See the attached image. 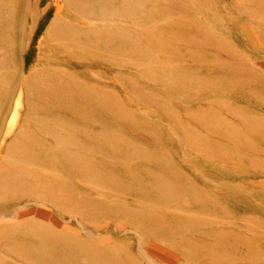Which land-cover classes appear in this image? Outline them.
<instances>
[{"label":"bare ground","instance_id":"6f19581e","mask_svg":"<svg viewBox=\"0 0 264 264\" xmlns=\"http://www.w3.org/2000/svg\"><path fill=\"white\" fill-rule=\"evenodd\" d=\"M106 1L110 4L104 5ZM171 1V17L161 21L159 32H165L176 43L142 26V22L163 16L164 13L157 11L154 14L142 9L140 0H0V128L6 124L0 141V167L12 173L19 170L18 164L10 165L4 158L8 154L13 155L8 153L12 151L13 145L21 143L20 146H13L14 152L19 153L21 163H28L26 168L32 178L39 176L42 179L46 190L42 194L26 192L16 197L24 205L0 211V225L17 226L5 240V236L0 235V251L12 261L0 259V264H178V261L180 264L182 260H189L191 264H211L213 261L221 264L223 258L214 253L220 249V244L226 249H238L245 242L244 236L217 232L216 228L195 232L201 225L198 215L220 214L223 207L227 206L225 202L240 207L244 212L251 211L250 214H242V217L259 215L257 207L246 193L252 185L264 186V173L240 171L236 177L243 181H234L225 191L226 194H223L222 189L214 188L220 195V200L215 201L204 190H199L198 185L204 180L182 169L178 159L164 149L168 145L173 148L170 137L164 141V147L156 145L153 152L140 148L135 142L124 143L122 139L121 143L128 147L125 145L120 153L113 156L116 161L121 159L125 162L132 158L138 163L134 168L123 169L130 183L126 187L133 198L143 195L159 204L169 200L176 204L177 197L186 195L190 208L193 207L198 215L188 208L182 210L177 206H165L153 211L124 203L99 202L91 196L79 198L67 191L60 175L53 173V170L60 172L61 169H69L78 175L77 179L81 183L88 186H91L90 179L107 181L112 186L122 184L105 167L101 168L102 159L93 154V145L99 143L98 136L104 133L98 131L97 134L95 131L94 135L92 126L100 122L97 120L102 118V109L123 103L120 95L126 91L127 82L142 92L144 98H140L141 101L162 110L159 102L149 99L133 79L127 78L124 73L127 64L136 68L140 66L141 70L144 65H151L157 77L172 78L175 86L185 95L186 92L180 86H187V82L191 84L190 74L171 64L164 65L172 58H179L189 68L194 69V66L203 74V78L230 84L238 82L241 89L234 93L233 98L239 105L247 103L252 84H264V75L248 62L244 40L223 39L221 34L209 29L204 23L193 20L188 15L185 1ZM233 2L242 12L248 13V18L251 15L252 18L264 19V8L260 5L251 8ZM213 4L212 0L204 1L205 14L222 21L226 13L222 16ZM228 5L230 2L224 0L223 6L227 8ZM230 18L236 20L234 15H230ZM244 32L251 44V30L245 28ZM180 34L182 40L178 37ZM141 36L145 37L146 43L142 42ZM259 61L257 63L264 69V60ZM166 67L169 72L164 70ZM200 88L206 89V86L201 85ZM25 95L28 98L23 100ZM11 99H15V105L6 121V114L12 106ZM217 105L224 107L219 102ZM195 106L187 114L188 119L217 137V140L241 148L244 145L241 128L257 131L253 118L241 110H234L235 125L216 114L205 102ZM25 107L27 112H37L42 117L39 119L41 121H35L34 126L38 127L37 132L48 133L57 141L60 146L57 150H49L43 141L40 142L33 135L35 132L29 131V137L19 141L17 131H20L19 126L25 125L21 120ZM168 117L181 139L196 147L195 137H191L173 116ZM212 120L221 125H212ZM106 127L101 126L100 131ZM73 130L83 139L76 137ZM107 142L114 146L112 139L108 138ZM40 145L43 148L36 151L35 148ZM65 145L74 148H66ZM109 148L115 153L114 147ZM201 149L213 152L215 156L223 155L221 145L217 149L208 145ZM36 156L54 168L43 167L36 174L39 165ZM162 168L168 172L159 171ZM55 196L75 204L62 218L54 216L48 207L25 208L30 201L53 200ZM78 202L86 203L89 211L92 208V211L97 212L107 210L111 215L125 212L139 224L152 227L153 238L146 243L142 236L137 247L116 240L110 243L111 236L107 233L106 225L92 221L95 233L101 234L102 239H89L70 222H74L73 217L78 218L79 215L87 218L84 216L87 213L79 209ZM123 226L124 229L128 228ZM215 235L218 239H213ZM178 236L181 237L178 239ZM216 240L221 242L219 246ZM161 241L168 244H162ZM83 256L87 258L83 260ZM240 257L239 264L252 262L250 254L242 253Z\"/></svg>","mask_w":264,"mask_h":264},{"label":"rangeland","instance_id":"374dc122","mask_svg":"<svg viewBox=\"0 0 264 264\" xmlns=\"http://www.w3.org/2000/svg\"><path fill=\"white\" fill-rule=\"evenodd\" d=\"M182 1H185L188 4V15L191 16L193 20L204 23L209 29L221 34L223 39H234L239 42L244 40L246 42L244 52L247 53L248 62H251V64L255 66L254 68L257 69L260 74L264 75V69H261L257 63L260 62L259 60L261 59L264 60V19L252 18L251 15L250 17L252 19L248 18V13L242 12V10L234 5L233 2H238L243 7L257 8L258 5H260L264 8V0H228L230 5H228L227 8L223 6L224 0H212L214 3L213 6L219 13H222V16L224 15L223 13H226V15L223 16L222 21L205 14L203 4L206 0ZM140 3L142 9L146 11H152L154 14L157 11L164 13L163 16H156L148 22H142V26L149 27L155 34H162L169 42L176 43L177 41L168 37L165 32H159L161 21L164 19L168 20L171 17L169 14V6L172 1L154 0L151 2L149 0H140ZM103 4L107 5L110 3L106 1L103 2ZM230 15H234L236 20L230 18ZM245 28H249L252 32L253 40L251 44L249 43L248 36L244 32ZM256 35L258 38H256ZM178 37L181 40L183 39L181 34L178 35ZM140 38L142 42L146 43L144 36H141ZM146 48L152 51L149 46H146ZM24 53L26 54V52ZM1 60L2 53L0 54V61ZM168 64L190 74L189 77L192 79L191 84L187 82V86H180L184 89V92H186L185 95L180 88L175 86L176 84L172 78L161 79L157 77L155 69L151 65H144L142 67L143 70H141L140 66L136 68L131 64H127L124 68V73L127 75V78L133 79L149 99L159 102L162 106V110L159 111L153 104H145L141 101L140 98H144L142 92L135 89L127 82L126 91L120 95L123 103L119 106H111L102 109V118L97 120L100 122L95 123L92 126L94 135L95 131L97 134L98 131L99 133H104L103 136H98L99 143L93 145V154L99 157V159H102L103 163L101 164V168L105 167V169L114 177L121 180L122 184L112 186L107 181L101 182L90 179L91 186H88L81 183L77 179L78 175L69 169H61L60 172L53 170V173L55 172L57 175L61 176V179H63L61 180V183L65 185L69 193H72L79 198L91 196L99 202H118L134 208H149L153 211H159L165 206H177L182 210L188 208L193 214L198 215L193 210V207L190 208V202L188 201L189 198L186 195L177 197L176 204H173L172 202L174 201L172 200L159 204L155 200L147 199L146 196L143 195H140L139 198H133L126 187L130 183L128 178H126V173L123 172V169L134 168L138 163L134 162L132 158L125 162L121 159L120 161H116L113 156L114 154L120 153V151L125 148V145L127 146V144L121 143L122 139L123 142H135L139 144L140 148L149 149L153 152V148L156 145L164 147V141L171 138L170 140L173 143L169 142L173 148L168 145L165 146L164 149L171 152L172 156L178 159L179 163L182 164V169L190 172V175L203 179L204 183L206 182V184L201 183L198 185L199 190H204L206 195L215 201L220 200V195L215 192L214 188L218 187L220 190L222 189L223 194H226L225 191L228 187L234 184V181H243L236 177L240 171L252 170L254 172L264 173V88L262 89L264 84H252L249 89L251 94L247 97V103L239 105L235 103L236 99L233 98L234 93H238L241 89L238 82L235 81L230 84L224 81L213 82L210 79L203 78V74L195 69L194 66H192L194 69L189 68V66L179 58H172L170 61L164 63L165 66ZM164 70L169 72L167 67ZM201 85H205L206 89H201ZM259 86L261 87L258 88ZM14 98H16V95H14ZM27 98L28 95H25L23 100H26ZM11 101L12 106L9 109L10 112L6 114V121L9 120L15 105V99H11ZM202 102L210 105L215 110L216 114L235 125L237 122L233 117V115L236 114L234 110L243 111L250 116V118H253L252 120L257 126V131L251 132L241 128L244 135V145L241 146V148L237 147L235 144L232 145L217 140V137L208 134L203 128L188 119L187 114L189 111L195 108L196 104ZM218 102L224 107L217 105ZM2 111L5 112V110ZM168 115L173 116L191 137H195L196 147L181 139L180 134L176 132L172 126ZM39 119H42V117L39 116V113L33 111L27 112L26 107L22 110L21 120H23L22 124L25 125L18 127L20 129V131H17L19 141H23L29 137V131L32 133L35 132L33 135H35L40 142L43 141L49 150H57L60 146L57 145V141L51 135L48 133L45 134V132H37L38 127L35 128L34 124L35 121H41ZM101 122V126H107L104 131H100ZM211 124L214 126L221 125V123L218 124L217 121L213 120L211 121ZM3 127L0 128V141L3 138L6 124ZM191 130L195 132H191ZM73 134L76 135V137L83 139V137L78 135L74 130ZM46 135H48V137ZM108 138L113 140L114 146L107 142ZM115 138L118 139L116 140ZM174 142H176V145ZM20 145L21 143H18L13 146ZM206 145L211 146L212 149H217L218 146L221 145L223 155L215 156L213 155V152L203 151L201 147ZM13 146L10 149L12 151H5L13 153L14 156L8 154L5 156L4 160L10 165L18 164L20 167L16 173H12L5 170L3 167H0V211H7L10 208L24 205L23 203L18 202L16 197L24 195L26 192L33 191L31 193L37 192V194L46 192L45 186L42 184V179L39 176L32 178V175L28 173L26 168L28 163L22 162V164L21 161H19V153L14 152ZM65 147L74 148L70 145H65ZM109 147H114L115 153L112 152L113 149H110ZM6 148L7 147H5V149ZM42 148L43 145H40L35 149L36 151H40ZM117 156L127 158L122 155ZM37 159L39 161H36V163L39 165L35 171L36 174H38L43 167L54 168L51 165H47L45 160ZM117 162H121V164L116 165ZM160 170L168 172L165 168L159 169V171ZM164 179L174 183V181L169 178ZM7 182L10 184L7 185ZM246 195L251 203L257 207L259 215L253 214L251 216L242 217V214H250L251 211L244 212L240 207H235L230 202H225L224 200L223 201L227 206L223 207L224 209L222 210V213L217 215L214 213L203 214L204 216L198 215L201 225L195 232L200 230L208 231L216 228L217 232H228L230 235L244 236L245 238V242L240 245L238 249L223 248L224 246L220 244L221 242L216 240L218 246L220 244V249L214 251V253H217L218 256L223 258L221 264H239L238 262L241 260L240 256H242V253L245 255L250 254L252 259V262L247 261L245 264H264V186L252 185ZM199 200H197L196 203H198ZM78 203L79 209L84 210L85 214L87 213L84 215L87 216V218L84 219L79 215L78 218L77 216L73 217L74 222H70L78 227L83 235L89 239H94L96 241L102 239L101 234L95 233L92 221L96 223H104L106 225L107 233L111 236L110 243L116 240L121 244H133L137 247L142 236L146 243L153 238L154 232L152 227L149 228L139 224L136 220L125 215V212L120 211L111 215L107 210L97 212L92 211L94 210L92 208L89 211V207L86 203ZM74 206L75 204L73 202L65 201L62 200L60 196H55V199L53 200L47 199V201L42 202L30 201L25 208L48 207L54 216L56 215L57 217L59 216L62 218V216L66 214V211L69 212V209ZM67 219H69V217H67ZM84 220H87L89 223ZM121 226L128 228L124 229ZM16 228V225H0V231L2 232H0V235L5 236V240ZM180 237L181 236H178V239ZM213 239H218V237L215 235ZM161 242L162 244H168L166 241ZM85 258L87 257L83 256V260ZM0 259L12 262L11 258L4 255L1 251ZM180 264H191V262L189 260H182ZM211 264L219 263L213 261Z\"/></svg>","mask_w":264,"mask_h":264}]
</instances>
